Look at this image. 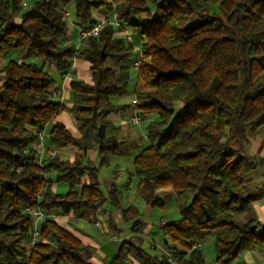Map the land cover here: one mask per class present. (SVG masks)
<instances>
[{
    "label": "trees",
    "instance_id": "16d2710c",
    "mask_svg": "<svg viewBox=\"0 0 264 264\" xmlns=\"http://www.w3.org/2000/svg\"><path fill=\"white\" fill-rule=\"evenodd\" d=\"M70 2L81 29L98 23L93 13L100 8L114 16L78 49L63 41ZM134 46L141 51L134 106L148 122L133 175L148 205L162 207L164 191L176 195L179 218L160 226L172 254L179 264H205L202 249L189 244L212 238L214 264H244L241 253L264 244V224L232 221L256 198L245 194L255 163L239 143L246 146V132L264 127V0H0V264H92L91 248L51 217L37 224L39 238L28 248L29 205L78 216L94 214L107 199L131 233L143 228L139 210L123 206L117 188L102 190L94 162L45 155L40 166L35 149V130L47 128L55 149L97 148L100 167L121 152L124 140L106 131L109 115L130 108L111 98L129 85ZM73 58L89 64L91 83L75 77ZM49 70L71 75V107L55 100ZM64 111L78 137L56 120ZM54 183L67 191L55 192ZM169 257L121 240L107 264H171Z\"/></svg>",
    "mask_w": 264,
    "mask_h": 264
},
{
    "label": "crops",
    "instance_id": "0c3cea01",
    "mask_svg": "<svg viewBox=\"0 0 264 264\" xmlns=\"http://www.w3.org/2000/svg\"><path fill=\"white\" fill-rule=\"evenodd\" d=\"M93 16L96 20H109L112 21L114 16L113 12L109 8H100L94 11ZM19 21V19H16ZM64 42H68L69 45L74 46L75 49L80 48L85 45V42L82 43L78 36V27L71 22L68 26V32ZM5 62L4 58H0V69ZM71 70L75 74V77L79 80H82L86 83H91L90 73H89V64L79 58H73L71 63ZM53 75L56 78L55 88L53 90L54 98L56 101H59L66 108L71 107V93H70V81L72 79L70 74L59 75L55 71H53ZM125 91V90H124ZM122 91L118 96L111 98V103L113 105H121V104H129L130 108L125 112L113 113L108 116V119L112 123V126L106 131V135H115L118 138L124 140V146L121 152L118 154L130 155L134 157L140 152V150L144 146H140L135 141L140 137V133H142L143 137H145V125H141L139 123H132L130 118L133 114L137 113V110L134 106V94L133 90L131 94H125ZM57 121L63 123L65 127L74 135L75 137L79 136L78 132V124L74 122L68 112H62L56 119ZM134 127L138 128V130L134 129ZM46 136H45V134ZM44 139L42 141L41 147L37 144L35 145V149L37 151V158L39 155L42 159H44L45 155H56L62 160L72 161L76 156H81L89 159L94 162V164L98 167V176L101 178V167L98 166L99 162V154L97 148L88 150L85 154L81 151L76 150L73 147H67L64 149H55L51 146L48 136H47V128L43 131ZM147 140V139H146ZM246 140L247 145L246 148L250 149V153L252 155V161L255 163V169L248 175L246 180V190L250 192L249 194L256 195V198L251 202L250 206L243 212L236 214L242 215L243 221L241 224L246 223L249 220H254L260 224H264V127H260L253 132H246ZM146 146V145H145ZM133 159L130 163V170L126 169L123 172L122 158L116 159L113 163V166L109 170H105L103 172L102 180L105 185V190L102 189L106 194L112 187L117 188L118 180L124 179L126 176V184L124 186L125 193H128L129 188L131 187L132 170H133ZM110 158L108 160V163ZM127 163L129 164V158L127 159ZM102 173V172H101ZM59 183L53 184V190L57 193V186ZM65 184V183H61ZM67 186V184H65ZM101 185V184H100ZM102 188V187H101ZM68 189V186H67ZM66 189V191H67ZM64 191V193L66 192ZM165 192V191H164ZM161 193V195H166L169 191L165 193ZM174 194L170 191V195ZM175 195V194H174ZM176 196V195H175ZM129 198V197H128ZM165 198V197H163ZM126 199V198H125ZM107 200V199H106ZM104 200V201H106ZM103 201V202H104ZM108 201V200H107ZM102 202V203H103ZM109 202V201H108ZM123 202V200H122ZM127 206L128 201L125 200L123 202ZM122 204V203H121ZM102 205V204H101ZM99 206L97 211L93 213L84 212L81 215L75 216L72 214H62L59 212H48V216L51 217L56 223L64 227L67 231H69L75 238L80 240L83 244L88 245L91 248L90 251V262L92 264H107L110 258L113 256V248L117 246V244L122 240L119 238V234L116 235V225L115 219H117L120 215V211L116 209V214L112 215L111 211L107 212L103 210L102 206ZM119 215V216H118ZM102 218H106V224L112 230V233L108 235V240H93L83 229L79 227V223H92L100 232H104V228H100L96 225V223H102ZM36 221V225L38 224ZM164 223H161L162 226ZM118 233V232H117ZM111 235H115L117 237L116 240H112ZM209 238L201 241V249L202 245H205L208 242ZM26 246L28 248L31 247L30 242L28 241ZM152 246L158 251L162 252L168 256L172 255L171 245L165 243L164 239H155L152 243ZM240 263L244 264H264V244L256 245L244 252L241 253L239 258ZM128 264H137L135 260H129ZM212 264H214V258L212 259Z\"/></svg>",
    "mask_w": 264,
    "mask_h": 264
},
{
    "label": "rangeland",
    "instance_id": "374dc122",
    "mask_svg": "<svg viewBox=\"0 0 264 264\" xmlns=\"http://www.w3.org/2000/svg\"><path fill=\"white\" fill-rule=\"evenodd\" d=\"M159 1V0H156ZM74 2H70L67 4L65 10L68 12L69 16L67 17L68 21V26L72 22L73 19V14H74ZM194 19H192L193 21ZM11 58H15V56H11ZM134 56H132L129 60V63L133 60ZM51 71V70H49ZM52 72V71H51ZM53 73V72H52ZM134 80H135V70L132 69L131 71V80L129 82L128 87L125 89L124 93L125 94H131L134 86ZM148 120L143 119L141 120L140 124L145 125L147 124ZM134 129L138 130V128L134 127ZM45 134V133H44ZM140 137L135 141V143L139 144L141 147L147 145V140L143 137L142 133H140ZM46 136V134H45ZM239 147H241L243 150V153L249 158L252 159V155L250 153V149L246 148L245 146H242L241 143H239ZM131 152H129L128 155L120 154V155H114L110 157V161L108 164L103 165L101 167V172L99 177V181L101 184L102 189H106L105 185L103 184L102 180V174L105 172V170H109L112 168L113 163L115 162L116 159L122 158V162L124 163L123 165V172L126 171V169L130 170V163L133 159V156L130 155ZM129 158V164L127 163V159ZM132 182H131V187L129 188L128 193H125L124 186L126 184V176L122 180H118V186L117 189L121 192V203L122 205H125L123 202L125 200L128 201V204L134 205L137 207V209L140 212V221L144 223L143 228L141 231L137 234L131 233L130 231V226L131 223H126L122 220V218L119 216L117 219H115V225H116V235L119 234V238L122 240H131L138 244L143 250L148 251V252H155L158 253L156 249L152 246V243L155 239H163L162 233L160 230V225L161 223H167L174 221L179 218V212L178 208L176 205L175 198L176 196L174 194L169 195V196H164V205L162 207L158 206H151L145 203L142 193H141V179L138 177H135L133 175V170H132ZM67 186L65 184L59 183L57 186V191L59 193H64L66 191ZM250 192H245V194H249ZM129 197V198H128ZM126 198V199H125ZM123 200V202H122ZM102 208L103 210L109 212L111 211L112 215L116 214V209L110 206V203L106 200L102 203ZM232 221L236 225H242L243 221V216L242 215H233ZM40 223V221H38ZM102 227L104 228V232H100L92 223H79V227L84 230L93 240H108V235L112 233V230L108 227L106 224V218H102ZM213 239L209 238L208 242L205 245H202V251L204 253V259H205V264H212V259L214 258V247H213ZM117 246L113 248V254L116 253Z\"/></svg>",
    "mask_w": 264,
    "mask_h": 264
},
{
    "label": "built area",
    "instance_id": "2783aa9c",
    "mask_svg": "<svg viewBox=\"0 0 264 264\" xmlns=\"http://www.w3.org/2000/svg\"><path fill=\"white\" fill-rule=\"evenodd\" d=\"M26 3H23V6L26 7ZM65 14V17L67 19V17L69 16L68 12L65 10L64 12ZM107 23V20H100L98 21V23L94 24L93 26L89 27L88 29H81V28H78V36L80 38V40L83 42L86 41V39L89 37V36H97L99 30ZM115 26H118V23L116 21H113L112 22ZM121 34L124 36L126 42L128 43H131V44H134V37L127 31L123 30L121 32ZM65 45H69L68 42H64ZM135 48V55H134V58L133 60L131 61L130 65L133 69H136L139 65V59L141 57V51L139 50V48L137 46H134ZM140 116L138 113H135L131 116L130 118V121L132 123H139L140 122ZM35 133L37 135V145L41 147L42 145V141L44 139V134H43V131L41 130H35ZM38 160V164L40 166H42L44 163H43V159L41 158V156L39 155V157L37 158ZM24 211L29 213L33 219V230H32V233H31V236L29 238V242L31 244V246L33 244L36 243V241L38 240L39 238V230L37 228V225H36V221L37 220H43V219H46L48 218V214L44 211H42L40 209V207L37 205V204H34V205H29V206H26L24 208ZM96 225L100 228H102V224L100 222L96 223ZM112 240H116L117 237L115 235H111L110 237ZM201 247V241H194L192 243L189 244V248L190 249H193V248H199ZM169 261L171 264H179V259L177 257V255L175 254H172L170 255L169 257Z\"/></svg>",
    "mask_w": 264,
    "mask_h": 264
},
{
    "label": "water",
    "instance_id": "95a60500",
    "mask_svg": "<svg viewBox=\"0 0 264 264\" xmlns=\"http://www.w3.org/2000/svg\"><path fill=\"white\" fill-rule=\"evenodd\" d=\"M98 133H99V130H97L96 132H95V134H94V142L95 143H98ZM100 165V163L98 164V166ZM252 228H255V225H252L251 226Z\"/></svg>",
    "mask_w": 264,
    "mask_h": 264
}]
</instances>
